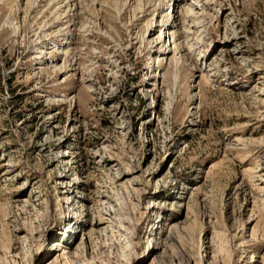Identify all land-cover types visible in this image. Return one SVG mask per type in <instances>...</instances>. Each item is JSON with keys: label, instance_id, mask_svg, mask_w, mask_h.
Instances as JSON below:
<instances>
[{"label": "rangeland", "instance_id": "1", "mask_svg": "<svg viewBox=\"0 0 264 264\" xmlns=\"http://www.w3.org/2000/svg\"><path fill=\"white\" fill-rule=\"evenodd\" d=\"M26 1L0 0V264H264V0H211L209 74L156 67L180 0H69L61 34Z\"/></svg>", "mask_w": 264, "mask_h": 264}, {"label": "bare ground", "instance_id": "2", "mask_svg": "<svg viewBox=\"0 0 264 264\" xmlns=\"http://www.w3.org/2000/svg\"><path fill=\"white\" fill-rule=\"evenodd\" d=\"M38 1H40V2L46 1L45 8H47L48 6H51V8H52V5L56 4L55 2H58L59 6L57 8L65 7L64 10L60 9L61 12H60V14L57 15V21L56 22L59 23L58 19H60L62 15L66 16L67 19H66L64 24L59 26V29H57L58 30L57 32L61 34L65 31V29L70 32L71 29H69V28H70V25L74 24V21L72 18L73 17L75 18V16H74L75 14L73 12L74 10L72 9V6L69 7V5H68L69 0H32V1L27 0L26 2L28 3L27 7L29 6V10L36 11L37 8H39V6L40 7L44 6V5H40L41 3L37 4ZM177 1L178 0H157V3L155 4V6L152 10H157V9L162 10L164 7L172 9L175 6V4L177 3ZM180 1L183 2L184 6L183 7L180 6V10H177V13H176L177 17L170 16V14H168V15L161 14L160 15L161 18L159 21L154 19V20H156L155 22H158L154 26L160 27L159 38H157V39L161 42H164V37H167L168 42H169L168 45L170 47V49H168V48L167 49L166 48H157L156 49L157 52H156V56L154 58V61L156 63V67H159V68L162 67V65H163L162 63H164L163 60H164L165 54H167L168 52L171 51V52H173V54L175 56V57L173 56L174 60H176L177 57L178 58L181 57V58H186V59H189V58L193 59L200 66V68L205 69V71H207L209 74V72L211 71L210 67L214 66V62L216 61V57L212 58L210 64L205 65V60H206L207 54L205 53L204 49L202 50V47L198 43L197 36L195 37V34H200L201 31L203 30L202 25H200V22H202L201 18H203V16L204 17L211 16L210 13H208L207 11H211V13L212 12L215 13L217 11L216 9L214 11V8L216 6H214L215 5L214 1H211V0L210 1L209 0H180ZM73 2H75V0ZM138 2H140V1H138ZM38 12H39V16L41 18V16H42L41 14L44 12H40V10H37V13ZM149 12L150 11H148V13ZM159 13H161V12H158V14ZM229 14L230 13H227L226 16ZM170 18L173 19L175 22L165 24V22H167L168 19H170ZM65 24L67 27L63 31L61 28H63L64 27L63 25H65ZM67 34H69V33H67ZM44 36L47 37V35H45V33H44ZM67 36H70V35H67ZM223 39L226 40L224 37H223ZM64 40H65V38H64ZM66 40H68V38H66ZM152 40H154V37L152 38ZM66 42L67 41H65V42L63 41L62 43L64 44ZM188 42L191 45H189ZM188 45H189V47H188ZM49 46H51V45H49ZM49 46L45 47V48H39V50H37V51L40 53L43 52L44 54L53 53V54L64 55V60L62 61V63H59V64L55 62V60L58 56L51 54V56H49L47 58H49V60H50V64H48L49 68L56 70V71H60L61 73L65 72L64 66L66 65V62H67L65 60V57L68 54L67 48H66V50H63V49L59 50L58 48H55L54 46H51V47H49ZM40 53H39V56H37V57H41ZM176 54H178V56H176ZM192 54H194L193 55L194 58L192 57ZM70 60H71V58H70ZM71 69H72V67H71ZM41 96H44V95L42 94ZM258 179L262 181L261 177H258ZM154 206H156V204L153 205V207Z\"/></svg>", "mask_w": 264, "mask_h": 264}]
</instances>
